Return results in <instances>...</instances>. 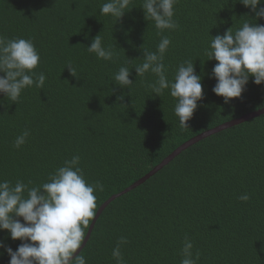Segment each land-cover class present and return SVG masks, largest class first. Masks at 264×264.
I'll return each instance as SVG.
<instances>
[{
  "label": "trees",
  "instance_id": "trees-1",
  "mask_svg": "<svg viewBox=\"0 0 264 264\" xmlns=\"http://www.w3.org/2000/svg\"><path fill=\"white\" fill-rule=\"evenodd\" d=\"M105 2L0 0V35L31 38L41 57L36 71L46 76L44 89H25L17 105L0 106V180L39 185L79 155L86 181L104 186L95 192L96 211L189 139L264 107V83L256 85L251 77L242 98L228 104L212 91L216 81L209 77L217 61L206 60L204 50L211 35L250 19L239 0H179L174 17L179 27L163 33L171 40L164 60L168 78L184 60L194 61L202 76L204 98L183 129L170 91L152 95L147 84L156 77H136L141 47L155 51L161 40L154 22L144 19L142 0H132L137 7L114 26L113 18L100 13ZM97 34L105 47H114L113 61L87 51ZM69 63L78 77L69 72ZM121 66L133 67L131 90L114 83ZM25 129L30 131L26 143L15 148ZM243 194L250 199L240 200ZM186 236L200 253L197 264H264V114L190 145L113 200L82 254L87 264H116L112 250L125 237V264H181ZM0 239L13 250L21 243L6 230ZM9 259L5 253L0 264Z\"/></svg>",
  "mask_w": 264,
  "mask_h": 264
},
{
  "label": "clouds",
  "instance_id": "clouds-1",
  "mask_svg": "<svg viewBox=\"0 0 264 264\" xmlns=\"http://www.w3.org/2000/svg\"><path fill=\"white\" fill-rule=\"evenodd\" d=\"M178 3L179 0H142L139 7L143 9L144 19L154 22L161 40L155 51L141 47L143 62L133 67L136 77L143 78L146 74L156 77L147 84L152 95L162 97L165 90L170 91L176 101L174 113L183 129L189 128L187 122L193 118L198 101L204 98V91L202 76L197 73L192 60L179 63L173 79L167 75L164 60L171 40L163 33L179 27L174 19ZM239 3L249 9L244 15L250 19L244 20L235 30L232 24L223 34H210L212 39L204 50L206 60L217 61L209 78L215 79L212 91L223 97L225 104L232 98H242L250 77L256 85L264 83V24L258 23L264 19V0H239ZM134 7L137 6L132 0H107L100 13L113 18L114 26ZM87 51L105 61H113L118 56L112 45L104 46L99 34L91 39ZM40 62V53L31 38L9 39L0 35V73H3L0 75V94L4 97L0 106L7 110V101L17 105L25 89L33 86L44 89L46 76L42 71H36ZM66 67L72 76L78 77L76 67L71 63ZM132 68L121 66L114 74V83L131 90L135 82L129 78ZM122 99L123 96L118 97V100ZM29 135L30 131L25 129L16 137L13 146L20 148ZM80 160L79 155L65 160L63 166L49 173L47 182L39 185L30 187L32 181L17 180L12 184L0 180V231L6 230L12 240L21 241L13 250L0 239L3 250L0 256L6 253L10 257L8 264H87L82 254L86 245L85 230H90V223L97 216L95 192L103 191L104 186L100 181L94 184L86 181ZM239 199L248 201L250 196L243 194ZM127 242V238L121 237L113 248L116 264H125L121 245ZM193 247L186 236L181 264H197L200 253H194Z\"/></svg>",
  "mask_w": 264,
  "mask_h": 264
},
{
  "label": "water",
  "instance_id": "water-1",
  "mask_svg": "<svg viewBox=\"0 0 264 264\" xmlns=\"http://www.w3.org/2000/svg\"><path fill=\"white\" fill-rule=\"evenodd\" d=\"M264 114V107L257 109L255 111H252L248 114H245L239 118H234L232 120H229L227 122H224L216 127H213L209 130H206L196 136H194L193 138L189 139L188 141H186L185 143H183L181 146H179L173 153H171L169 156H167L160 164H158L157 166H155L151 171H149L146 175H144L142 178H140L139 180H137L136 182H134L133 184H131L130 186L126 187L125 189L113 194L110 198H108L98 209L97 211V216L95 217L93 223H91L90 225V230L87 233V236L85 238V244L86 242H88L91 233L93 231V228L98 220V218L100 217V215L102 214V212L104 211V209L116 198H118L119 196L127 193L128 191L132 190L133 188L137 187L138 185L142 184L143 182H145L148 178H150L152 175H154L156 172H158L161 168H163L166 164H168L174 157H176L179 153H181L184 149L188 148L190 145L200 141L201 139L219 132L223 129H226L228 127L234 126L236 124L242 123L246 120H249L253 117H256L258 115ZM88 239V240H87ZM84 245H82L83 247ZM79 252V250H78Z\"/></svg>",
  "mask_w": 264,
  "mask_h": 264
}]
</instances>
